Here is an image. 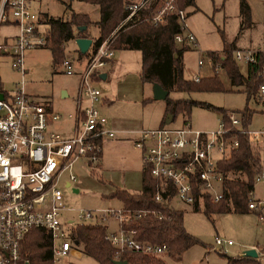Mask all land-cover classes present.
Instances as JSON below:
<instances>
[{
    "label": "built area",
    "instance_id": "built-area-1",
    "mask_svg": "<svg viewBox=\"0 0 264 264\" xmlns=\"http://www.w3.org/2000/svg\"><path fill=\"white\" fill-rule=\"evenodd\" d=\"M156 1H160L161 6L149 18L150 22L161 23L167 15H174L179 26L173 36L175 43L200 50L196 36L186 24L187 10L177 0L129 1L126 4L127 16L112 35L96 49L89 50L81 67L70 56L61 63L66 73L79 76V95L87 99V104L74 114L73 133L66 136L51 127L53 121L62 117L61 113L52 108L47 98L39 99L26 90L28 68L25 53L28 49L47 46L48 28L42 22L33 0H0V28L4 24L19 27L17 35L10 40L1 38L0 33V56L12 55L13 67L21 74L11 90L3 89L0 83V264H28L22 244L34 227L51 232L55 262L69 255H80L82 250L74 244L70 226L83 222L107 224L106 239L115 247L117 257L123 251L153 255L166 252L165 243L142 239L138 236L137 228L123 226L132 218L159 213L149 209L111 206L81 208L77 218H70L68 212L72 209L67 207L61 187L66 177H69L70 183L78 179L75 172L78 161L87 165L97 164L101 158L103 138L115 135L113 129L106 127L107 116L98 107L103 90L95 79L102 77L101 73L115 54L111 44L117 31L129 22L139 20L141 9ZM255 52L237 48L233 54L236 60L248 64L255 61ZM197 63L204 65L205 58L199 57ZM193 80L199 81V75H194ZM259 92H264L263 83ZM227 116L232 126L241 127L239 112L229 110ZM227 131L223 117L215 130L193 128L189 121L179 126L164 123L141 129L134 143L141 149L143 162L149 165L151 175L161 181L162 189L169 185L174 189L167 196L156 191L155 200L171 206L172 198L176 197L193 207L197 188L200 204L202 194H208L214 201L223 198L228 202L229 197L225 195L222 185L223 175L218 166L222 157L230 149L238 147L239 143L236 137L226 136ZM244 131L256 140L264 136V127L246 128ZM215 154H221V157L215 158ZM256 182L264 184V166L256 175ZM253 194V190L248 193V206H260L261 215H264L263 197L255 200ZM113 219L117 220L118 225L110 230L109 223ZM216 243L231 244L232 240L216 238Z\"/></svg>",
    "mask_w": 264,
    "mask_h": 264
},
{
    "label": "trees",
    "instance_id": "trees-1",
    "mask_svg": "<svg viewBox=\"0 0 264 264\" xmlns=\"http://www.w3.org/2000/svg\"><path fill=\"white\" fill-rule=\"evenodd\" d=\"M96 4L100 10V19L94 21L88 12L72 10L69 16L41 15L43 23L48 24L49 42L47 46L51 49L54 63L61 64L64 60L66 41L79 36L89 37V27L96 23L101 33L93 42L92 48L96 49L111 33L120 25L127 16L126 4L131 0H84ZM178 4L186 8L193 0H177ZM161 6L160 1L151 2L141 9L139 20L131 21L122 26L116 33L111 46L114 49H138L141 50V80L143 82H158L169 91H191L199 89H225L219 77L213 75L201 79L200 81L186 79L183 75L184 62L183 53L187 47L178 46L173 40L174 34L179 30L178 23L174 15L166 16L164 22L152 23L149 18L156 13ZM240 26L238 34L244 28L251 25V8L247 0H239ZM87 28L81 30L80 26ZM237 34V36H238ZM236 49L235 41L226 43L224 41L222 54L217 50H207V55L211 58L214 66L216 64L226 72L232 86H242L248 97L261 101L263 97L259 94L262 84V71L264 63V52L257 49L255 61L247 64L246 73H243L234 57L233 51ZM81 57L88 55L89 51L83 53L78 49ZM57 70V69H55ZM211 104L183 99L165 98V113L162 124L165 123L167 113H171L173 118L182 114L189 115L193 105ZM224 121L228 131L226 136H233L238 139V147L230 149L220 160L218 168L223 175V188L225 195L229 197L228 202L223 198L214 201L208 194H202V204L199 202V191L196 188L197 199L193 206L199 209L202 205L204 213L209 216L212 213L224 211L247 212L248 193L254 189L255 177L263 169V150L257 140L245 132L251 118V110L246 106L239 110L241 116V127L236 128L231 125L227 116L228 109L215 107ZM99 141V139H98ZM96 164L92 170L98 174L100 169ZM103 180V179H102ZM160 180L155 179L147 163L143 162L142 167V187L140 191H130L126 188H117L107 196L121 201V206L126 209H149L159 213H149L137 219H130L123 223L125 228H137L138 236L142 239L150 240L154 243H165L167 245L166 254L179 256L186 248L194 244L197 239L193 237L185 228L183 223L182 209L170 206L168 203H160L155 200L156 191H161L164 196L171 194V185L164 186ZM264 201V197H263ZM258 214L261 215L260 206L257 207ZM107 224L83 222L75 223L70 227V235L75 245L83 253L95 258L99 264H116L115 260L127 259L128 264H167L162 257L153 254H145L137 251H123L119 257L116 256V249L111 242L106 239ZM22 251L28 264H55L52 250L51 232L42 227H34L26 235L22 244ZM228 264H255V257L241 256L227 257ZM69 264H79L70 262Z\"/></svg>",
    "mask_w": 264,
    "mask_h": 264
},
{
    "label": "rangeland",
    "instance_id": "rangeland-1",
    "mask_svg": "<svg viewBox=\"0 0 264 264\" xmlns=\"http://www.w3.org/2000/svg\"><path fill=\"white\" fill-rule=\"evenodd\" d=\"M251 8V25L244 28L238 34L240 26V16L238 13V0H193L187 5L188 16L186 24L194 33L197 39V46L200 50L193 47L187 48L183 53L184 71L186 79L193 80L194 75H199V81L205 79L214 73L219 77L225 89H199L191 91H169L171 98H183L209 103L212 107L205 105H193L189 112V123L193 128L201 130H215L219 128L221 113L215 107H222L228 110L238 112L244 107L251 110V118L248 123L249 129H261L264 125V92L259 93L263 101H258L253 97H248L242 86H232L228 76L223 68L217 64L213 65L207 50H221L226 43L235 41L237 46L243 47L252 44L257 45L264 42V0H247ZM38 11L48 12L55 16L68 15L74 9L76 11L90 13L92 19L100 18V10L96 4L84 0H34ZM94 37L98 35V28L95 25L90 27ZM238 34V36H237ZM112 35V33H111ZM66 57L75 58L79 51L76 41L68 40L65 43ZM240 47H236L240 48ZM117 53V58H118ZM122 65L110 69L108 79H95V83L102 89L109 86L110 82L115 84L118 79L128 72H141V52L140 50L130 49L123 53ZM203 56L205 63L199 66L197 59ZM26 67V90L39 99H45L51 96L56 107H69L71 98L63 96V89L72 88L77 83V75H71L65 72L61 64L54 63V57L48 46H40L28 49L25 53ZM238 66L243 73H246L247 64L238 61ZM57 69V70H55ZM133 81L131 85L137 83V87L143 86V91L152 92L150 83H144L141 86L140 79ZM21 78V74L13 67L12 55L0 56V83L3 89L11 90L16 82ZM101 80V81H99ZM99 81V83H98ZM262 83L264 84V63L262 71ZM113 86V90H114ZM151 104V103H150ZM152 104L165 106L164 99H154ZM55 107V108H56ZM148 108V106H147ZM141 114V108L138 109ZM167 115V114H166ZM185 117L182 114L176 115L168 126H179L183 124ZM259 137L258 144L264 152V138ZM263 142V143H262ZM221 154H215V158H220ZM264 163V154L263 159ZM94 164L92 168L95 166ZM117 167V168H116ZM123 166H112L108 174L102 178V171L98 169V174H94L89 166L81 167L77 163L75 172L78 175V182L85 181L80 190L75 191L76 182L70 186L63 183L61 187L64 190L65 202L67 207L71 208V216L77 218L79 209H97L104 207H120L119 200L112 201L105 191L111 183L123 185L120 179L123 177ZM116 168V170H114ZM64 178V177H63ZM103 179V180H102ZM107 179V180H106ZM65 181V178L62 180ZM106 182V183H102ZM253 198L255 200L264 197V184L256 182L254 185ZM109 194V193H108ZM171 206L182 209L183 223L186 230L197 239L190 247L183 250L179 256L168 255L165 252L155 256L165 259L167 264H228L227 257H236L238 251L255 245L258 255L255 257V264H264V217L258 214V209H249L247 212L224 211L207 216L204 213L202 205L199 209H194L191 204L184 203L176 197L172 198ZM118 225L117 220L113 219L109 223V229L112 230ZM71 227V226H70ZM216 238L222 240L230 239L231 244H217ZM240 255V254H239ZM75 262L79 264H99L92 256L81 252L80 255H69L55 262V264H69ZM252 264V263H250Z\"/></svg>",
    "mask_w": 264,
    "mask_h": 264
},
{
    "label": "crops",
    "instance_id": "crops-1",
    "mask_svg": "<svg viewBox=\"0 0 264 264\" xmlns=\"http://www.w3.org/2000/svg\"><path fill=\"white\" fill-rule=\"evenodd\" d=\"M33 4L35 3L33 2ZM238 6H239V0H238ZM35 8L37 9V7ZM72 10L69 12V14L72 12ZM38 12L41 15H43L42 17H44L45 15H52L48 12H42V11H38ZM238 13H239V7H238ZM69 14L67 16H69ZM239 16H240V13H239ZM94 21H97V20H94ZM44 24L48 27V24L46 23ZM92 25H95L99 30L98 35L96 37H94L93 32L90 31V27ZM92 25L89 27V33H90L89 37L93 38V42H94V40L99 37L101 33V29L96 23H93ZM18 32H19V27L16 24H4L0 28L1 38H5L9 40L13 39L17 35ZM71 40L76 41L75 38ZM76 46H77V49H79L77 43H76ZM235 46L240 47V46H237L236 44ZM240 48H243V47H240ZM222 49L218 51L222 52ZM244 49H252V50L260 49L264 52V42L262 43L261 41V43L254 45V46L252 44L246 45ZM127 50H130V49H115L114 56L109 60L107 66L103 70V72L107 73L106 77L105 78L101 77L99 79L101 80L108 79L110 75L109 70L113 68L115 69L116 66H119V65L121 66L123 64L122 63V60L124 58L123 53H125ZM117 53H119L118 58L116 56ZM87 57L88 55L81 57V55L78 54L73 59L76 61V64L79 67H81ZM135 75H138L140 82H141V86L144 83H147L141 80L140 71H139V74L128 72V74H125V76L120 77L118 81L115 82L114 85L113 83L110 82V85L108 87L105 86L104 89H102L103 94L101 96L100 102L98 103V107L100 108L101 112L107 116V122L105 123L106 127L113 129L115 131L114 136L112 137L105 136L102 140L101 158H100V161L97 163L100 165L99 167L102 171V178L105 177V174L109 173V170H111L110 168L113 165L123 166V169H120L118 167V170H120V172H122L123 174V177L120 179V181L123 182L122 183L123 185H119L117 183L108 184L110 186L105 191V194L107 195L108 193H112L113 191H115L117 188H126L130 191H140L141 190L143 159H142L141 149L135 145L134 140L137 137H139V133L141 129L151 128V127H156L158 125H161L162 120L164 118L165 106L162 107V106H159L158 104H155V105L152 104L154 102L152 92L147 93L145 91L144 93L143 86L142 88L141 87L138 88L137 83H135L134 86L131 85L134 80L135 81L138 80L137 76ZM150 85L152 87V83H150ZM113 86L115 88L114 90H113ZM63 93H64L63 96H66V98L67 97L71 98L69 107L60 106L58 108L54 105V100L51 96H48L46 98L51 102L52 108L60 112L62 115V117L59 120H55L52 122L51 127L61 131L64 135L69 136L73 133V128L75 125L74 114L78 112L80 109H82L87 104L86 97L84 96L80 97L79 95V76L78 75H77L76 85L72 88L63 89ZM139 108H141V114H139L138 112ZM263 127L264 125L261 128ZM262 137L264 138V136H260L261 141H262ZM77 163L80 164L81 167L83 166V168L85 166H89L92 169V166H93L92 164L87 165L83 161H78ZM77 163L75 164V168L77 166ZM116 168L114 170H116ZM78 179L70 183L69 177H66L65 181L62 183L66 186H70L76 182L77 184L74 187V189L75 191L78 192L81 186L82 185L84 186L85 184V181L80 180L78 182ZM102 183H106V182H102ZM110 199L112 201L118 200L116 198H110ZM68 216L70 218H73L70 212H68ZM252 246H255V245H252ZM237 254L239 255V253Z\"/></svg>",
    "mask_w": 264,
    "mask_h": 264
},
{
    "label": "water",
    "instance_id": "water-1",
    "mask_svg": "<svg viewBox=\"0 0 264 264\" xmlns=\"http://www.w3.org/2000/svg\"><path fill=\"white\" fill-rule=\"evenodd\" d=\"M87 28L86 25L80 26L79 29L83 30ZM76 43L78 45V48L83 52L86 53L88 52L92 45H93V38L91 37H86V36H79L75 38ZM102 77L105 78L107 73L103 72ZM169 95V90L165 89L161 84L158 82H153L152 83V96L154 99H165ZM0 97H2V93H0ZM173 115L171 113H167L166 118H165V123H169L172 120ZM241 256H251V257H256L258 255L257 249L255 246H251L249 248H246L240 252ZM116 264H128L127 259H118L115 260Z\"/></svg>",
    "mask_w": 264,
    "mask_h": 264
}]
</instances>
